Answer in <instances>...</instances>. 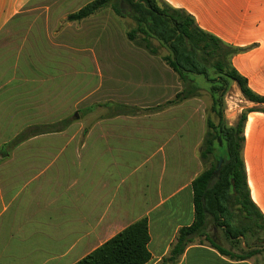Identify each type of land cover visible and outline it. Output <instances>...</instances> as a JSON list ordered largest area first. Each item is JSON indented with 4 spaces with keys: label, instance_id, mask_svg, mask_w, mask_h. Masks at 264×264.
<instances>
[{
    "label": "crops",
    "instance_id": "0c3cea01",
    "mask_svg": "<svg viewBox=\"0 0 264 264\" xmlns=\"http://www.w3.org/2000/svg\"><path fill=\"white\" fill-rule=\"evenodd\" d=\"M33 1L0 0V33ZM74 1L81 5L69 14L93 0ZM158 1L239 49L231 65L264 97V0ZM33 58L22 56L0 76V264H76L144 218L151 255L146 264H257L222 254L219 248L231 252L214 240L192 239L178 251L179 231L195 220L193 182L207 168L200 107L196 100L170 104L182 91L171 72L147 65L111 73L107 101L115 112L83 125L82 133L36 132L5 150L20 134H6L12 126L5 124V112L59 105L58 74H43ZM243 100L245 109L263 106ZM243 136L251 199L264 217V112L247 113Z\"/></svg>",
    "mask_w": 264,
    "mask_h": 264
},
{
    "label": "rangeland",
    "instance_id": "374dc122",
    "mask_svg": "<svg viewBox=\"0 0 264 264\" xmlns=\"http://www.w3.org/2000/svg\"><path fill=\"white\" fill-rule=\"evenodd\" d=\"M79 5L81 3L74 0H34L23 14L12 20L0 33V76L3 75L2 72L14 68L22 56H32L33 62H36L43 74L48 76L51 71L54 75L58 74L60 94L58 107L54 104L52 108L49 98L50 103L45 105L42 112L28 108L5 112L8 115L5 124L11 122L12 126L11 131L6 134L20 131L13 141L3 146L5 150L16 149L22 141L31 137L25 132L50 133L59 129L61 132L70 130L71 133H82L85 128L83 125L98 120L101 114L115 112L116 105L107 101V87L110 86L107 77L118 70L140 72L149 65L157 71L171 72L174 85L182 90L185 87L163 59L171 53L167 44L153 35L146 37L139 33L140 40L146 39L157 49L156 55H153L129 40L128 32L138 28L134 18L121 17L111 7H107L86 21L69 22V13L78 9ZM122 7L126 12V6L123 4ZM151 61L154 62L153 65ZM190 78L196 91L187 100H196L198 103L205 124V134L210 131L207 128L208 121L215 125L218 123L217 111H213L215 102L216 110L224 112L226 124L229 126L231 123L236 125L239 117L251 109L244 108L243 97L235 82L228 81L224 84L220 81H209L201 75H190ZM208 78H218L213 67H209ZM106 108H111V111ZM257 108L264 109V105ZM144 111L148 113L153 110ZM57 119H60L59 125H56ZM35 122L55 125L27 127L28 123ZM222 153L223 147L217 146L216 157ZM205 163L208 170L216 161L210 156ZM226 217L227 223L241 229L244 236L230 237L224 226L216 224L213 217L207 215L204 228L193 241L214 240L231 254L250 255L249 259L255 258L257 264H264V227L261 223L246 217L239 206H234Z\"/></svg>",
    "mask_w": 264,
    "mask_h": 264
},
{
    "label": "trees",
    "instance_id": "16d2710c",
    "mask_svg": "<svg viewBox=\"0 0 264 264\" xmlns=\"http://www.w3.org/2000/svg\"><path fill=\"white\" fill-rule=\"evenodd\" d=\"M123 4L126 6V12L123 10ZM107 7H111L121 17L131 16L137 21L138 28L129 31L127 35L138 47L148 50L153 55L157 53V49L146 39H139V33L146 37L153 35L167 44L171 53L163 59L185 84L183 90L170 104L192 97L196 87L190 75H201L209 81H220L224 84L228 81L235 82L247 101L264 105V97L254 93L249 88L247 80L230 63L231 57L240 50L226 45L216 36L202 30L194 18L183 10L174 9L158 0H93L79 11L69 14L67 20L82 21ZM209 67H213L217 72V80L208 78ZM216 104L215 102L213 111H217L218 123L215 125L211 121L207 122L210 131L205 134L202 152L204 161L213 156L216 164L193 182L195 220L191 226L179 231L176 245L179 252L201 233L207 215L212 216L216 224L224 226L230 237L244 236L241 229L227 223L226 216L234 206H239L246 217L261 223L264 227V217L251 199L242 157L243 125L247 113L264 112V109H249L239 117L236 125L229 126L226 124L224 112L216 110ZM35 133L36 131L25 132L27 136ZM216 144L224 150V153L217 157ZM220 159L223 160L222 168L216 174ZM149 241L148 220L144 218L121 231L76 264H146L151 259ZM219 250L236 260H247L250 257L234 255L221 248Z\"/></svg>",
    "mask_w": 264,
    "mask_h": 264
},
{
    "label": "water",
    "instance_id": "95a60500",
    "mask_svg": "<svg viewBox=\"0 0 264 264\" xmlns=\"http://www.w3.org/2000/svg\"><path fill=\"white\" fill-rule=\"evenodd\" d=\"M222 164H223V160L222 159H220L219 160V163H218V166H217V170H216V174H218L219 173V171L221 170V168H222Z\"/></svg>",
    "mask_w": 264,
    "mask_h": 264
}]
</instances>
